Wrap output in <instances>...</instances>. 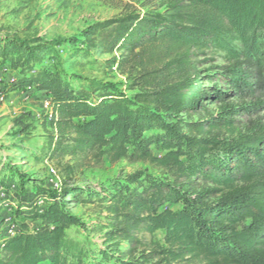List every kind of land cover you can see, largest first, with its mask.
Returning <instances> with one entry per match:
<instances>
[{"label":"trees","instance_id":"obj_1","mask_svg":"<svg viewBox=\"0 0 264 264\" xmlns=\"http://www.w3.org/2000/svg\"><path fill=\"white\" fill-rule=\"evenodd\" d=\"M82 38L86 51L143 55L136 93L75 85L40 66L39 49L11 59L3 71L18 77L0 73L2 98L36 93L49 103L47 142L36 158L68 159L67 170L104 157L148 162L163 176L137 172L99 192L109 220L105 238L128 248L90 261L65 237L78 223L63 200L94 192L61 186L52 198L42 189L18 193L13 176L3 175L0 203L15 204L17 220L1 217L0 264H264V0H160L153 12L95 23ZM207 57L222 63L221 104L215 115L188 121L206 114L197 67ZM156 232L166 248L145 242Z\"/></svg>","mask_w":264,"mask_h":264},{"label":"rangeland","instance_id":"obj_2","mask_svg":"<svg viewBox=\"0 0 264 264\" xmlns=\"http://www.w3.org/2000/svg\"><path fill=\"white\" fill-rule=\"evenodd\" d=\"M159 4L160 0H0L2 79L18 77V71H3L4 65H8L11 59L25 56L29 50L39 49L38 53L45 56L40 66L60 72L73 84L86 86L89 82H96L109 86L118 94L132 97L136 93L133 88L142 73L136 66L143 59V55L127 56L124 50L111 54L99 50L86 51L80 44L83 40L82 33L95 23L129 12L140 15L153 12ZM73 40L79 42L73 43ZM56 50L59 52L55 53ZM126 58L127 63L118 65ZM149 62L144 57L143 64ZM221 64L218 59L207 57L197 67L201 72V86L207 93L201 100L206 114L193 115L191 119H186L183 115L182 119L196 122L198 118L204 119L218 112L221 103L216 97V91H223L225 88L217 70ZM3 86L0 83V90ZM232 100L230 97L226 102ZM43 101V97H38L36 93L29 95L16 92L6 99L0 95V180L3 175L8 174L13 176V190L18 193L22 189H42L47 191L48 197H57L60 192L50 185L51 179L48 175L52 168L56 171L62 188H86L94 192L91 196H83L81 201L68 198L63 200L66 212L78 223L65 231V237L71 244L82 247L89 254L90 261L102 260L100 252L109 255L124 252L128 248L125 243L116 239L108 240L104 236L109 220L106 205L97 201L101 196L99 192L110 185L119 184L125 177L137 172L156 177H162L163 172L148 162L130 164L121 160L112 164L106 157L98 163L89 162L82 168L71 170H67L71 165L68 159L61 163L37 159L36 156L47 142L42 122L50 108H46ZM240 120L244 121L243 118ZM13 190L8 189L7 194L12 195ZM2 204L4 203H0V208L3 209L0 211V221L3 212L8 215L6 218L16 221L15 204L10 207ZM145 238V242L151 241L163 249L166 248L162 232H156L150 239L147 236Z\"/></svg>","mask_w":264,"mask_h":264},{"label":"built area","instance_id":"obj_3","mask_svg":"<svg viewBox=\"0 0 264 264\" xmlns=\"http://www.w3.org/2000/svg\"><path fill=\"white\" fill-rule=\"evenodd\" d=\"M43 105L47 108L49 107V103L44 100L43 101ZM49 177H50V185L57 190L58 192H60L61 189V181L59 179V177H57V173L54 169L50 168L49 169V173H48ZM0 196L3 197V193H2V189L0 188ZM9 234H12V232L10 231Z\"/></svg>","mask_w":264,"mask_h":264},{"label":"crops","instance_id":"obj_4","mask_svg":"<svg viewBox=\"0 0 264 264\" xmlns=\"http://www.w3.org/2000/svg\"><path fill=\"white\" fill-rule=\"evenodd\" d=\"M2 210V208H0V211ZM2 217H8V215H7V213L6 212H3V215H2Z\"/></svg>","mask_w":264,"mask_h":264}]
</instances>
